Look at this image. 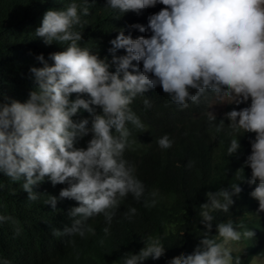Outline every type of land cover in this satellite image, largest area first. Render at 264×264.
Returning a JSON list of instances; mask_svg holds the SVG:
<instances>
[{
	"label": "clouds",
	"instance_id": "9594fccd",
	"mask_svg": "<svg viewBox=\"0 0 264 264\" xmlns=\"http://www.w3.org/2000/svg\"><path fill=\"white\" fill-rule=\"evenodd\" d=\"M102 9L118 23L99 22ZM131 12L137 16L129 27L122 14ZM0 19H11L13 36L21 34L33 45L27 86L0 93V249L19 253L24 248L19 225L2 200L4 191L60 218L48 230L57 242L94 233L85 222L100 214L110 225L129 194L140 200L145 186L123 159L130 135L126 124L143 128L129 105L158 85L182 109L188 101L199 103L206 90L236 104L251 98L250 107L233 109L226 118L233 131L256 134L246 166L252 170L248 183L259 181L251 195L264 212V0H0ZM103 26L110 29L105 35ZM148 30L150 38L133 39ZM120 49L127 54L118 57ZM133 61L142 62V71ZM207 115L215 121L211 112ZM223 126L221 120L216 131ZM157 143L168 149L173 141L164 135ZM239 148L233 138L228 154ZM231 189L206 194L208 202L200 205L208 230L203 247L170 264H233L229 243L254 232L242 223L244 230L237 231L228 221L218 224L216 239L207 238L213 213H227L233 195L242 191L238 184ZM136 212L132 207L124 215L130 220ZM70 217L80 219L67 228ZM164 252L161 238L149 235L138 254L127 253L122 261L144 264ZM0 264L9 263L0 256Z\"/></svg>",
	"mask_w": 264,
	"mask_h": 264
},
{
	"label": "trees",
	"instance_id": "16d2710c",
	"mask_svg": "<svg viewBox=\"0 0 264 264\" xmlns=\"http://www.w3.org/2000/svg\"><path fill=\"white\" fill-rule=\"evenodd\" d=\"M102 11L103 15L97 18L99 22L113 20L112 23H118L114 14L105 9ZM136 16V12L122 14V21L130 27ZM0 21V93L16 88L23 90L27 86L26 69L31 61L28 51L33 45H28V38L21 34L13 36L15 24L11 19ZM109 30L103 26L101 33L105 35ZM90 32L94 33L93 30ZM151 35L148 30L133 39L150 38ZM119 51L118 57L127 54L124 49ZM133 65L142 71V62L133 61ZM115 68L113 65L111 72L114 73ZM190 91L196 94V90ZM218 96L206 90L199 103L188 101V107L182 109L158 85L133 99L129 108L140 119L143 128L131 122L126 124L130 135L123 159L135 167V175L143 182L145 191L139 201L132 194L122 200L110 225L103 214L89 218L85 223L94 229V233L86 232L84 237L67 235L63 242H57L48 230L60 218L41 205L28 206L21 196L4 191L2 200L19 225L24 248L19 253L0 249V256L9 264H123L124 256L138 254L145 247L146 238L152 235L161 238L165 252L159 260L150 257L144 264H170L174 257L191 254L197 246L203 247L200 241L208 230L200 216V205L208 202L206 194L222 189L231 192V185L238 184L242 191L233 195L234 203L229 211L213 213L212 229L207 238L216 239L218 224L232 221L237 231L254 232L252 237H242L235 242L241 248H232L233 264L237 258L240 264L264 259V212L258 211L259 201L251 195L259 181L248 183L252 170L246 166L247 157L252 154L251 141L255 140L256 134L233 131L229 127L231 121L226 118V113L233 109L240 111L250 107L251 98L241 104L229 103L213 114L212 107ZM145 99L150 101V106H145ZM208 112L216 117L215 121H209ZM98 114L102 115V110ZM221 120L224 126L217 132L216 126ZM113 133L118 135L115 130ZM164 135L173 141L171 148L159 147L157 141ZM90 138H93L91 132ZM233 138L238 140L240 148L229 155L227 149ZM189 162H194L192 167L188 166ZM241 169L243 171L239 172ZM132 207L137 212L129 220L124 213ZM73 219L80 217H70L67 228L72 227ZM241 223L244 229L239 227ZM105 228L109 229L108 234L103 231ZM217 242H222V238Z\"/></svg>",
	"mask_w": 264,
	"mask_h": 264
},
{
	"label": "rangeland",
	"instance_id": "374dc122",
	"mask_svg": "<svg viewBox=\"0 0 264 264\" xmlns=\"http://www.w3.org/2000/svg\"><path fill=\"white\" fill-rule=\"evenodd\" d=\"M231 102H234V100H229L227 98L222 97V95H219L213 104L212 113H219L228 103ZM228 246L235 249L241 248L240 244L235 242H230ZM252 264H264V259L258 261L255 260L254 262H252Z\"/></svg>",
	"mask_w": 264,
	"mask_h": 264
}]
</instances>
